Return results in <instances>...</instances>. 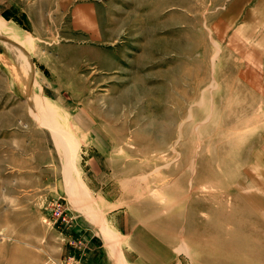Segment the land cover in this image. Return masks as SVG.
Instances as JSON below:
<instances>
[{"label":"rangeland","instance_id":"rangeland-1","mask_svg":"<svg viewBox=\"0 0 264 264\" xmlns=\"http://www.w3.org/2000/svg\"><path fill=\"white\" fill-rule=\"evenodd\" d=\"M0 22V264H264V0Z\"/></svg>","mask_w":264,"mask_h":264},{"label":"bare ground","instance_id":"bare-ground-1","mask_svg":"<svg viewBox=\"0 0 264 264\" xmlns=\"http://www.w3.org/2000/svg\"><path fill=\"white\" fill-rule=\"evenodd\" d=\"M169 10V9H168ZM170 10H171V8H170ZM158 25V27L159 26H163L164 24H157ZM0 30H3V24L0 22ZM169 30V29H168ZM17 40V39H16ZM181 41V40H180ZM18 44V43H17ZM171 44V43H170ZM168 45V44H167ZM22 48V47H21ZM34 104H35V106L36 107H38L37 109H39V111H40V113L41 114H43L45 111H44V105H42L41 103H40V101H39V99H37V100H35L34 99ZM42 111H44L43 113H42ZM47 116L48 117H46V118H48V119H50L51 120V123L54 125V120H53V115H52V113L51 114H48V111H47ZM122 114V113H121ZM45 118V119H46ZM69 158V157H68Z\"/></svg>","mask_w":264,"mask_h":264},{"label":"crops","instance_id":"crops-1","mask_svg":"<svg viewBox=\"0 0 264 264\" xmlns=\"http://www.w3.org/2000/svg\"><path fill=\"white\" fill-rule=\"evenodd\" d=\"M253 3H254V2H253ZM250 4H252V3H248V5H247L248 7L246 6V7H247V10H250V9H249V5H250Z\"/></svg>","mask_w":264,"mask_h":264},{"label":"built area","instance_id":"built-area-1","mask_svg":"<svg viewBox=\"0 0 264 264\" xmlns=\"http://www.w3.org/2000/svg\"><path fill=\"white\" fill-rule=\"evenodd\" d=\"M70 261H71V260H70ZM70 261H67L66 263H67V264H70ZM73 263H74V262H73ZM59 264H62V263H59Z\"/></svg>","mask_w":264,"mask_h":264}]
</instances>
